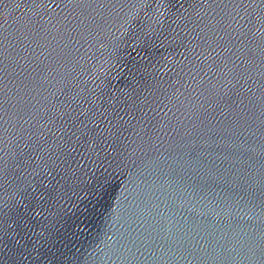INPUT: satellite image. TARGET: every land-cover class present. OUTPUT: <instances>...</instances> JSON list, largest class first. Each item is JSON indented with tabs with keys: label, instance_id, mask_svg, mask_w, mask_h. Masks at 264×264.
Here are the masks:
<instances>
[{
	"label": "water",
	"instance_id": "1",
	"mask_svg": "<svg viewBox=\"0 0 264 264\" xmlns=\"http://www.w3.org/2000/svg\"><path fill=\"white\" fill-rule=\"evenodd\" d=\"M0 264H264V0H0Z\"/></svg>",
	"mask_w": 264,
	"mask_h": 264
}]
</instances>
